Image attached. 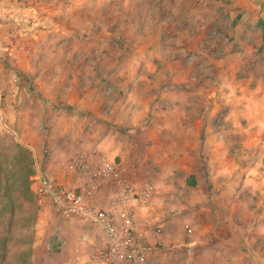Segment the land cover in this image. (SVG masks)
I'll use <instances>...</instances> for the list:
<instances>
[{
	"label": "rangeland",
	"instance_id": "rangeland-1",
	"mask_svg": "<svg viewBox=\"0 0 264 264\" xmlns=\"http://www.w3.org/2000/svg\"><path fill=\"white\" fill-rule=\"evenodd\" d=\"M15 4L27 9L23 18L16 19L19 26L39 19L37 12L32 13L35 7L53 28V37L43 33L42 40L55 42L53 57L62 62L52 67V73L73 75L68 98L76 100L88 93L84 98L90 97L89 110L100 113L102 107L110 115H126L140 124L136 131L117 130L124 148L130 145L128 161L136 164L137 185L159 184L158 172L167 168L180 171L178 178L183 180L188 166L183 161L160 160L163 152L150 149V137L158 143L165 139L169 153L176 150L174 135L187 138L189 132L198 131L196 123L206 122L230 129L235 139H264V0H21ZM44 9L55 12L42 14ZM20 32L10 35L14 46L0 43L4 115L0 120V264H38L32 254L34 237L48 233L40 223L48 216L38 210L34 190V177L44 174L47 162L24 144L18 123H27L26 133L33 136L34 123L42 117L38 124L42 129L50 115L41 109L35 115L6 111L8 76L25 67L22 62L11 65L10 60L32 52L25 40L30 31ZM34 52L39 58V51ZM42 63L29 70L46 73ZM26 88L36 92L39 86L33 82ZM125 108L130 109L126 114ZM257 123L259 129L251 131L249 127ZM48 132L36 136L45 140L44 146ZM43 150L49 155L46 147ZM151 151L156 161L151 160ZM258 154L254 153V165ZM116 158L129 175L134 174L128 169L130 163ZM259 215L261 223L264 216ZM184 231L188 234L187 226Z\"/></svg>",
	"mask_w": 264,
	"mask_h": 264
},
{
	"label": "crops",
	"instance_id": "crops-1",
	"mask_svg": "<svg viewBox=\"0 0 264 264\" xmlns=\"http://www.w3.org/2000/svg\"><path fill=\"white\" fill-rule=\"evenodd\" d=\"M18 1L21 0H0V43L5 45L8 42L14 46L16 43L10 35L25 29L30 31L25 34V40L32 52L28 57L10 60L11 65L22 62L25 67L21 70L27 75H20L21 71L8 76L6 111L16 109L20 114L35 115L41 109L50 115L42 129L38 126L42 120L39 116V122L32 127L33 136L26 133L29 130L27 123H18L24 144L47 162L44 174L53 184L67 188L75 186L82 177L71 168L70 159L79 152L86 155L96 152L114 161L118 156L122 163H130L128 169L134 174L129 177L137 185L134 181L136 164L128 161L132 156L130 145L124 148L121 132L118 134L117 130L136 131L140 124L125 118L126 115L120 118L110 115L102 107L100 113L89 110L90 97L84 98L88 93L76 100L68 98L73 75L52 73V67L62 62L53 57L55 42L50 38L42 40L43 33L53 37V28L46 25L42 20L44 15L40 17V10L35 7H32V13L37 12L39 19L37 17L31 26H19L16 19L23 18L27 9L17 7L15 3ZM54 12L44 9L42 14L52 15ZM39 26L44 30H39ZM34 50L39 51V58ZM40 61L46 66V73L29 70ZM16 69L19 68L16 66ZM33 82L39 86L36 92L26 88ZM83 86L87 88V85ZM58 106L62 108H56ZM129 110L125 108L123 112ZM196 124H200L198 131L189 132L191 136L182 139L174 135L178 140L176 150L170 149L169 153L165 139L158 143L150 137L147 142L150 149L160 148L165 154L160 160L183 161L188 165L183 180L178 178L180 171L167 168L158 172L162 181L157 185L152 183L154 192L137 224L145 234L147 259L156 264H264V224L258 221L259 212L264 216V139L251 136L235 139L226 127L206 122ZM259 125L252 124L249 128L256 131ZM191 127L189 124L188 129ZM46 129L49 132L44 146L45 140L38 141L36 136L42 137ZM183 146L184 151H181ZM44 147L49 155L43 154ZM152 152L151 160L156 161ZM253 152H260L255 165L252 163ZM113 186L106 184L100 189L97 206L108 207L115 190ZM38 205L42 215L48 216L40 219L48 233L35 235L32 245L34 261L38 264H105L93 259L105 242L100 228L73 218H63L50 199L38 201ZM185 226L188 234L184 231Z\"/></svg>",
	"mask_w": 264,
	"mask_h": 264
},
{
	"label": "built area",
	"instance_id": "built-area-1",
	"mask_svg": "<svg viewBox=\"0 0 264 264\" xmlns=\"http://www.w3.org/2000/svg\"><path fill=\"white\" fill-rule=\"evenodd\" d=\"M1 105L0 100V120H3ZM71 168L82 177L71 188L53 184L46 174L37 173L34 190L38 201L50 199L63 218H73L102 230L105 242L93 256L95 261L156 264L148 261L145 234L137 227L139 215L154 192L153 184L135 185L126 166L96 152L77 153L71 161ZM106 184H113L115 190L108 207L101 208L96 201L100 189Z\"/></svg>",
	"mask_w": 264,
	"mask_h": 264
}]
</instances>
